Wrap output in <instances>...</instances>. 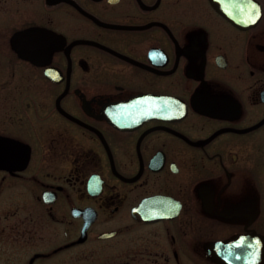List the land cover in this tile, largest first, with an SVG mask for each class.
Returning a JSON list of instances; mask_svg holds the SVG:
<instances>
[{"label": "flooded vegetation", "instance_id": "flooded-vegetation-1", "mask_svg": "<svg viewBox=\"0 0 264 264\" xmlns=\"http://www.w3.org/2000/svg\"><path fill=\"white\" fill-rule=\"evenodd\" d=\"M254 247L264 0H0V264Z\"/></svg>", "mask_w": 264, "mask_h": 264}, {"label": "water", "instance_id": "water-1", "mask_svg": "<svg viewBox=\"0 0 264 264\" xmlns=\"http://www.w3.org/2000/svg\"><path fill=\"white\" fill-rule=\"evenodd\" d=\"M238 246V245H237ZM239 247V246H238ZM237 247V248H238ZM263 261V262H262ZM243 262V261H242ZM244 262H246L245 264H264V256H263V259H262V256L261 255H258L257 254V250L256 248L254 247L252 249V254H251V257L248 258L247 261L244 260ZM225 262H223L222 264H224ZM238 264H242L241 262H237Z\"/></svg>", "mask_w": 264, "mask_h": 264}]
</instances>
